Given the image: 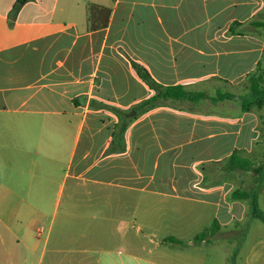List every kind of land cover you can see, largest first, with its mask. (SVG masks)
<instances>
[{"label":"crops","instance_id":"obj_1","mask_svg":"<svg viewBox=\"0 0 264 264\" xmlns=\"http://www.w3.org/2000/svg\"><path fill=\"white\" fill-rule=\"evenodd\" d=\"M16 3L0 0V147L29 153L32 172L28 187L21 176L1 185L0 197L20 204L0 205V264H30L22 245L38 252L28 244L30 215L43 210L26 198L46 197L47 182L58 183V197L69 187L70 198L126 191L176 200L200 224L211 219L203 232L233 225L225 246L235 261L252 215L249 200L232 193L255 179L224 165L235 153L264 161V105L245 106L252 77L264 81V0H29L15 14ZM176 86L203 96L161 92ZM41 164L48 169L38 176ZM60 228L68 232L55 234L49 257L56 222L32 264H121L88 247L72 250L83 257L64 255L66 241L86 234ZM245 263L264 264V239Z\"/></svg>","mask_w":264,"mask_h":264},{"label":"rangeland","instance_id":"obj_2","mask_svg":"<svg viewBox=\"0 0 264 264\" xmlns=\"http://www.w3.org/2000/svg\"><path fill=\"white\" fill-rule=\"evenodd\" d=\"M32 157L29 153L7 150L0 147V190L1 185L10 186L16 182V177L21 176L22 185L29 186L31 177ZM260 159L256 163H262ZM45 165L38 166L35 173L41 176ZM55 170V167H54ZM250 178L255 179L251 173L239 171ZM251 186L250 182L248 183ZM24 186V187H25ZM46 197L26 198L27 203H34L39 206L43 213L30 215L34 223L30 224L32 247L39 244L36 254L26 250L25 245L20 246L24 253H29L30 264L38 261L45 240L56 222L57 230L53 229V236L47 247V258L53 248L56 247V236L59 232H68L60 228L63 224H74L78 235L85 233L79 242L66 241L62 247L64 255L72 257L85 256L77 248L88 247L93 257H116L121 264H135L139 259H153L161 264H197L198 258L204 259V264H246L245 257L249 248L258 239H264V222L248 215L245 232L241 239L244 245L238 253V258L233 261L226 256L225 243L230 242L234 236H230L236 229L233 225L222 226L219 234H210L209 244L191 246L189 242L205 228L211 226L209 222L200 224L198 214L193 210L182 211L181 203L171 199L135 197L132 192L121 191L120 197H97L96 193L91 196L81 194L77 198H70V188L61 197H58V183L47 182L45 185ZM1 193V192H0ZM17 207L20 204L19 198L0 197V205ZM73 210L71 207H73ZM72 205V206H71ZM263 208V207H261ZM264 210V208L262 209ZM235 226V225H234ZM38 228H44V233L38 237ZM208 230V229H207ZM174 236L181 243L164 241ZM81 237V236H79ZM216 243V244H215ZM211 244V245H210ZM215 244V245H214ZM74 253V254H73ZM69 264V259L65 261ZM94 264V263H93ZM103 264H108L107 262Z\"/></svg>","mask_w":264,"mask_h":264},{"label":"trees","instance_id":"obj_3","mask_svg":"<svg viewBox=\"0 0 264 264\" xmlns=\"http://www.w3.org/2000/svg\"><path fill=\"white\" fill-rule=\"evenodd\" d=\"M29 0H17V3L14 7V13H18L21 7L26 4ZM97 9L95 6L89 7V14L92 15L93 11ZM106 23H103L105 25ZM147 81H150L148 74L142 73ZM165 94L172 95L175 97H184L190 98L192 95H197L199 97L203 96V93L194 94L187 92L183 87H168L162 88V91ZM230 96L229 94H220L221 98ZM264 105V81L261 77L254 76L251 79L250 85V97L245 101V106L251 108L253 105ZM225 168L234 171L241 170L243 172L251 173L255 177V185L251 189H237L232 193L233 200H249L251 215L255 219H259L264 222V212L259 206V194L264 190V161L260 164H256L251 158L240 156L238 153L233 154L225 161ZM215 226L213 228L202 232L198 235L194 242H200L205 240L210 236L211 232H214ZM167 241L172 243H181V241L175 238H169Z\"/></svg>","mask_w":264,"mask_h":264},{"label":"built area","instance_id":"obj_4","mask_svg":"<svg viewBox=\"0 0 264 264\" xmlns=\"http://www.w3.org/2000/svg\"><path fill=\"white\" fill-rule=\"evenodd\" d=\"M42 231H43V229H40V230H39V232H42Z\"/></svg>","mask_w":264,"mask_h":264}]
</instances>
